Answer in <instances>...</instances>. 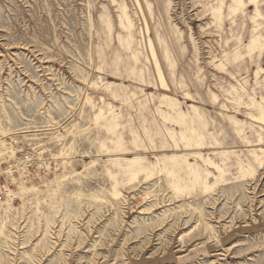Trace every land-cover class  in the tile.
I'll return each instance as SVG.
<instances>
[{"label": "rangeland", "instance_id": "obj_1", "mask_svg": "<svg viewBox=\"0 0 264 264\" xmlns=\"http://www.w3.org/2000/svg\"><path fill=\"white\" fill-rule=\"evenodd\" d=\"M31 148L0 264H264V0H0V160Z\"/></svg>", "mask_w": 264, "mask_h": 264}, {"label": "built area", "instance_id": "obj_2", "mask_svg": "<svg viewBox=\"0 0 264 264\" xmlns=\"http://www.w3.org/2000/svg\"><path fill=\"white\" fill-rule=\"evenodd\" d=\"M8 151L10 157L0 160V206L5 205L10 198V186L15 177L45 175L49 167L47 161L41 158V153L32 148L16 154Z\"/></svg>", "mask_w": 264, "mask_h": 264}, {"label": "bare ground", "instance_id": "obj_3", "mask_svg": "<svg viewBox=\"0 0 264 264\" xmlns=\"http://www.w3.org/2000/svg\"><path fill=\"white\" fill-rule=\"evenodd\" d=\"M64 177H65V176H64ZM64 177H63V178H64ZM63 178H61V179H63ZM66 178H67V177H66ZM59 180H60V179H59ZM47 184H48V183H47ZM56 186H57V185H56ZM58 187H59V186H58ZM31 188H32V187H31ZM27 190H28V189H27ZM27 190H26V191H27ZM23 191H24V190H23ZM54 191H55V190H54ZM27 193H28V192H27ZM48 194H49V193H48ZM51 194H52V193H51ZM80 196H81V195H80Z\"/></svg>", "mask_w": 264, "mask_h": 264}]
</instances>
